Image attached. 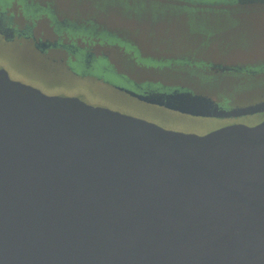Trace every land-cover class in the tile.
Wrapping results in <instances>:
<instances>
[{
  "label": "water",
  "instance_id": "water-1",
  "mask_svg": "<svg viewBox=\"0 0 264 264\" xmlns=\"http://www.w3.org/2000/svg\"><path fill=\"white\" fill-rule=\"evenodd\" d=\"M0 264H264V125L169 132L0 70Z\"/></svg>",
  "mask_w": 264,
  "mask_h": 264
},
{
  "label": "rangeland",
  "instance_id": "rangeland-1",
  "mask_svg": "<svg viewBox=\"0 0 264 264\" xmlns=\"http://www.w3.org/2000/svg\"><path fill=\"white\" fill-rule=\"evenodd\" d=\"M219 2L220 0H0V13L14 12L5 14L6 20L13 21L17 17V10L21 12L23 19L34 23L40 35L46 34L43 16L49 17L52 22L56 21V16L46 9L48 6L56 7L62 19L67 16L79 21L100 23L115 32L104 31L97 41L92 33L67 31L66 37L69 40L81 38L82 42L78 40L81 44L84 42L95 46L94 51L98 55L90 69V73L96 77L94 79L83 80L72 76L61 66L34 51L30 43H0V69H6L12 81L32 86L48 97L84 99L90 105L106 107L128 118L150 121L149 123L164 130V127L194 129L204 123L193 122L172 111L140 104L120 92V89H136L133 82L135 77L152 78L155 82L144 83L152 89H159L162 82L170 85L184 83L186 89L193 93L220 98V102L226 104L238 96L253 94L264 83V77L206 75L199 66L185 68L187 70L182 67L177 71L162 68L159 72L137 70L129 58L125 59L118 53L117 46H125L134 51V46L123 39L135 40L145 47L144 57H138L148 65L161 64L157 59L152 61L150 56L157 57L165 53L195 57L218 56L233 60H248L264 54V4L214 7ZM56 33L61 32L58 29ZM111 52L114 53L106 56V53ZM75 71L83 74L86 66L84 63H76Z\"/></svg>",
  "mask_w": 264,
  "mask_h": 264
},
{
  "label": "flooded vegetation",
  "instance_id": "flooded-vegetation-1",
  "mask_svg": "<svg viewBox=\"0 0 264 264\" xmlns=\"http://www.w3.org/2000/svg\"><path fill=\"white\" fill-rule=\"evenodd\" d=\"M229 4H236L239 6L264 4V0H220L219 3L214 4V7L224 8L228 7ZM44 6L46 7L47 5ZM48 7H46V9L56 16V21L52 22L49 17L43 16L42 20L46 21V34L42 35L37 32V29H35L34 23L22 18L21 12L15 10L17 17H14V20L11 22L6 20L7 17L5 14L10 15L14 12H1L0 43H30L31 46H33L34 51L45 56L48 60H51L53 64L61 66L72 76L83 80L96 78L90 73L91 67H93L96 62V55H98V53H95L94 51L95 46L92 44H85L84 42L81 44L78 42V40L81 41V38L76 41L69 40L66 37V35H68L67 31L80 30L87 32V34L92 33L94 39L97 41L100 33H103L104 31L111 33L112 31L109 27L100 23L79 21L67 16L62 19L60 16L61 13L56 7ZM55 28H57V30L59 29L61 33L57 34ZM116 35L118 34L116 33ZM123 41L130 44V46H134V51H130V49L128 50L125 46L118 45V53L125 59L129 58L137 70L159 72L162 68L177 71L182 67L185 69L189 67L196 68L199 66L206 75L226 74L228 76H247L249 78L264 77V54H260L255 58L248 60H233L218 56L195 57L189 54L182 55L165 53L162 56L157 57H154L156 55H148L151 57L152 61L157 59L160 61L159 63H161H149L150 65H148L147 63L141 62L138 57V55L144 57V54L146 53L144 46L130 38H124ZM97 44L99 45L98 42ZM113 47H115V45ZM113 53L114 52L106 53V56H111ZM76 63H84L86 66L85 73L79 74L75 71ZM0 70H5L7 72V70L3 68ZM97 79L100 80L99 78ZM133 82H135L137 87L133 92L139 95L151 96V98L143 99L131 95L128 92L129 89L124 88L120 89V92L126 94L140 104L155 107L164 111H172L192 120L193 122L204 123L200 125V127L194 129H186L184 127H164L165 130L169 132L195 137H206L212 133L227 128L242 127L245 129H255L264 125V83L259 86L258 90L253 94L238 96L224 104L220 102V98L193 93L186 89L184 83H177L176 86L170 85L167 82H162L159 89H152L151 86L144 84L155 82L152 78L135 77ZM182 107H186V109H189L190 111L183 110Z\"/></svg>",
  "mask_w": 264,
  "mask_h": 264
}]
</instances>
